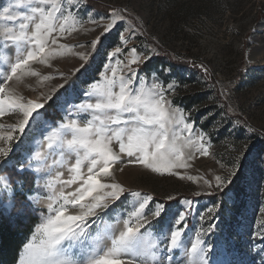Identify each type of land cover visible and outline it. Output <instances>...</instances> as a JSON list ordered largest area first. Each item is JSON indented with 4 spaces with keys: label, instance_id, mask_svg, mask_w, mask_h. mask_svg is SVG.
Returning a JSON list of instances; mask_svg holds the SVG:
<instances>
[{
    "label": "rangeland",
    "instance_id": "374dc122",
    "mask_svg": "<svg viewBox=\"0 0 264 264\" xmlns=\"http://www.w3.org/2000/svg\"><path fill=\"white\" fill-rule=\"evenodd\" d=\"M219 1L223 6L217 9L207 0H59L68 16L67 31L63 36L53 33L57 43L49 44L53 54L46 63L31 65L38 76H25L11 83L16 95L43 103L44 107L30 118V127L26 126L24 134L14 130L19 115L0 116V135L6 136L11 130L14 137L12 151L7 157H0V220L13 228L35 223L15 264L25 257L26 244H41L43 236L36 230L42 222L41 213L46 215L49 203L75 187H64L54 179L57 171L64 172L62 179L69 178V160L64 157V167L60 163L53 165V158L60 161L61 156L59 150L49 155L46 137L69 114L77 113L90 84L102 83L105 68L115 66L117 58L131 59L129 52L133 47L138 55L151 57L137 69L146 85L176 86L169 99L174 107L182 109L186 122L194 124L193 139L195 133L205 134L203 143L209 154L202 155L198 144L178 140L189 165L174 169L179 176L154 174L143 165H116L115 182L130 191L102 214L99 229L109 225L119 228L116 221L127 219V213L138 208L143 197L151 195L153 202L144 210L151 221V239L162 241L170 224L173 230L180 227L183 247L177 256L185 264V250L197 234L231 264H261L258 253L264 247V27L260 24H264V19L260 20L259 14L264 12V0ZM17 5L18 0H0V79L25 50V46L3 39L7 28L15 26L18 30L20 23L3 19V9L7 7L11 15L20 16L30 15L36 6L27 0ZM117 10H123L126 19L104 32ZM122 36L128 39L126 45ZM121 46L123 55L111 57L110 53ZM201 64L208 68V74ZM124 75H128L127 71ZM108 76L111 77L110 72ZM49 96L51 99H46ZM170 127L178 135L188 136L182 126ZM0 147H8V142L0 141ZM113 148L118 151V142L113 141ZM37 152L48 157L51 169L43 174V179L40 173L30 174L35 173L37 164L43 163L34 159ZM88 164L84 161L85 171ZM22 167L28 172H21ZM12 169L30 174V191L21 180L14 183L13 174L7 172ZM216 176L231 183L219 188ZM49 179L53 183L45 187ZM131 192H140L141 197H134ZM157 203L164 205V212L154 218L150 212ZM179 213L185 215V221L176 224ZM212 223L216 227L209 231ZM96 230L97 225L90 229L93 235Z\"/></svg>",
    "mask_w": 264,
    "mask_h": 264
},
{
    "label": "snow or ice",
    "instance_id": "6c2138e0",
    "mask_svg": "<svg viewBox=\"0 0 264 264\" xmlns=\"http://www.w3.org/2000/svg\"><path fill=\"white\" fill-rule=\"evenodd\" d=\"M23 3L24 0H18L17 6ZM27 3L36 5L31 8L30 15L13 16L9 8L3 9V19L20 21L18 30L15 26L7 28L3 39L18 47L23 45L25 50L15 57L7 74L0 79V116L5 113L19 115L20 120L14 130L21 134L25 133L26 126L30 127V118L34 113L38 114L44 104L16 95L11 83L25 76L39 75L31 70V65L47 62L53 54L49 44L57 43L53 33L59 32L63 36L67 31L65 24L68 19L59 0H27ZM110 19L111 23L104 27V32L111 31L117 21H123L126 17L123 10H117ZM121 40L125 45L128 43V39L123 36ZM92 47H96V42L92 43ZM123 52L122 46L116 47L110 56L115 58L123 55ZM129 55L130 60L117 58L115 66L105 68L102 83L90 84L77 113L69 114V118L46 137L49 155L59 150L61 156L60 161L53 158L52 164L60 163L64 167V157L67 156L69 160V178L62 179L64 172L57 171L54 179L64 187H75L70 192H61L53 203H49L46 215L41 213L42 222L36 229L43 236L41 244H26V255L19 264H185L177 256L183 247V230L180 227L173 230L170 224L162 241L151 239L148 228L151 221L144 212L149 202H153L151 195L143 197L138 208L127 213V219L116 221L119 228L109 225L104 230L99 229L98 221L102 220V214L108 213L110 205L121 201V197L130 191L115 182L113 168L116 165H143L154 174L179 176V172L174 169L189 165L182 150L183 144H178V140L186 139L193 145L198 144V151L202 155L209 154L203 143L205 134L195 133L193 139L194 124L186 122L187 117L182 109L174 107L169 99V93L174 92L176 86L172 83L166 86L161 83L146 85L137 69L142 61L151 57L138 55L135 47L130 49ZM84 58L81 56V59ZM200 67L208 74L207 67L203 64ZM125 71L128 75H124ZM109 72L111 77L108 76ZM236 123L239 124V121ZM172 124L182 126L188 136L178 135L170 127ZM13 139L11 130L6 136L0 135V141L8 142V147H0V157H7L12 151ZM113 141L118 142V151L114 150ZM191 156L189 153L188 158ZM47 158L42 152H37L34 159L43 163L37 164L35 173L30 174L40 173L43 179V174L51 170ZM84 161L89 162L86 171ZM20 171L28 172V169L22 167ZM231 175L234 176L235 172ZM109 179L113 182H106ZM215 179L219 188L231 183V180L225 181L220 176ZM52 183L53 179H49L44 186L51 187ZM130 194L141 197L140 192ZM48 199L53 200V197ZM69 208L78 211L70 213ZM208 211L211 213L213 209ZM163 212L164 205L157 203L150 214L159 218ZM184 221L185 215L177 214L175 223ZM93 225H97L95 235L90 231ZM215 227V223H212L209 231ZM258 255L261 264H264V247ZM185 256L188 258L186 264H231L213 247L206 245L199 234L185 250Z\"/></svg>",
    "mask_w": 264,
    "mask_h": 264
},
{
    "label": "trees",
    "instance_id": "16d2710c",
    "mask_svg": "<svg viewBox=\"0 0 264 264\" xmlns=\"http://www.w3.org/2000/svg\"><path fill=\"white\" fill-rule=\"evenodd\" d=\"M173 0H169L172 3ZM212 3L215 8L223 6V2L219 0H207ZM260 20L264 19V12L260 14ZM48 107V106H47ZM12 175L14 183L21 180L25 187L30 191L33 187L32 179L29 173L19 174L14 169L7 171ZM16 185V184H15ZM172 203V202H171ZM170 204V203H169ZM34 224L26 225L23 228H13L7 222L0 220V264H15L20 254L21 248L29 239L33 231Z\"/></svg>",
    "mask_w": 264,
    "mask_h": 264
},
{
    "label": "water",
    "instance_id": "95a60500",
    "mask_svg": "<svg viewBox=\"0 0 264 264\" xmlns=\"http://www.w3.org/2000/svg\"><path fill=\"white\" fill-rule=\"evenodd\" d=\"M261 25V27H264V24H260ZM262 38H264V36H262Z\"/></svg>",
    "mask_w": 264,
    "mask_h": 264
}]
</instances>
